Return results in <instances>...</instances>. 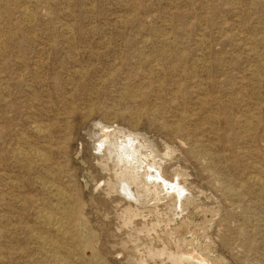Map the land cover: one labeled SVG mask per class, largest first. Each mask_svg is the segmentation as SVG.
Masks as SVG:
<instances>
[{"label": "rangeland", "instance_id": "374dc122", "mask_svg": "<svg viewBox=\"0 0 264 264\" xmlns=\"http://www.w3.org/2000/svg\"><path fill=\"white\" fill-rule=\"evenodd\" d=\"M56 260L264 264V0H0V264Z\"/></svg>", "mask_w": 264, "mask_h": 264}, {"label": "bare ground", "instance_id": "6f19581e", "mask_svg": "<svg viewBox=\"0 0 264 264\" xmlns=\"http://www.w3.org/2000/svg\"><path fill=\"white\" fill-rule=\"evenodd\" d=\"M36 1V0H35ZM172 3V2H171ZM22 10V9H21ZM32 15V14H31ZM30 16V15H29ZM25 20V19H24ZM27 22V21H26ZM220 27V26H219ZM201 31V30H200ZM197 32V31H196ZM242 33V32H241ZM149 38V37H148ZM142 39V38H141ZM245 43V42H244ZM190 47V46H189ZM211 47V46H210ZM160 48V47H159ZM242 48V47H241ZM190 49V48H189ZM256 49V48H255ZM202 51V50H201ZM180 53V52H179ZM258 56V55H257ZM153 61V60H152ZM153 62H155V61H153ZM189 63V62H188ZM150 64V63H149ZM148 66V65H147ZM249 67V66H248ZM151 69H152V66L150 67ZM252 68V67H251ZM155 70V69H154ZM154 70L152 69L151 71H153L154 72ZM159 71V70H158ZM258 72V71H257ZM78 72L76 71V74H77ZM82 73V71L80 70V74ZM79 74V73H78ZM82 75H80V77H81ZM82 78V77H81ZM179 78V77H178ZM175 84V83H174ZM199 85V84H198ZM243 88V87H242ZM186 91V90H185ZM228 91V90H227ZM179 93V92H178ZM215 103V102H214ZM211 109V108H210ZM195 112V111H194ZM100 123H97V125H99ZM101 125V124H100ZM33 126V125H32ZM47 127V126H46ZM95 127V126H94ZM102 127V130L101 131H103V133H104V137H103V139L101 138V140H99L98 141V143H97V145H96V150H97V153H103L104 151H106V153L105 154H107V160H110V161H112V162H114L115 164H117V165H121V166H125L124 168H125V171L127 170L126 168H129V170L128 171H126V173L127 174H130V173H134V171H138V169L140 168L139 167V165L138 166H136L139 162H141V161H139L140 159H141V155H142V150H143V148H145L143 145H140L138 142L139 141H137L139 138L137 137V135H135L136 137H134L132 134H131V132H130V134L131 135H127L126 136V138L124 137V138H121L119 141L117 140V138H119V137H117L118 135H117V133H118V131H116L117 129H115V130H111L110 128H105V126H101ZM254 128V127H253ZM123 130V129H122ZM121 131V130H120ZM120 131H119V133H120ZM122 132H124V131H122ZM102 133V132H101ZM123 134V133H122ZM121 134V135H122ZM97 136L98 135H100V133L99 134H96ZM140 136V135H139ZM142 136V135H141ZM96 137V136H95ZM97 138V137H96ZM138 138V139H137ZM203 139V138H202ZM143 140V139H142ZM144 141V140H143ZM146 141V140H145ZM96 142H97V140H96ZM147 142V141H146ZM205 142V141H204ZM150 143V142H149ZM209 143V142H208ZM144 145H146V143L144 144ZM147 145H148V143H147ZM19 146V145H18ZM17 147V146H16ZM39 147V146H38ZM152 147V146H151ZM150 147V148H151ZM32 149V148H31ZM36 149V148H35ZM146 149V148H145ZM152 149V148H151ZM150 149V150H151ZM148 150V149H147ZM152 151V150H151ZM221 151V150H220ZM157 152V151H156ZM156 152H155V155H156ZM32 153V152H31ZM153 153V152H152ZM34 154V153H33ZM38 154V153H37ZM147 154H148V151H147ZM154 154V153H153ZM39 155V154H38ZM146 155V154H145ZM250 155V154H249ZM162 156V155H161ZM102 157H104V154H103V156H100V158H102ZM106 157V156H105ZM105 157L103 158L104 160H105ZM143 157V156H142ZM153 157H154V155H153ZM145 158V157H144ZM147 158V157H146ZM154 158H156V160H158V158L157 157H154ZM161 158V157H160ZM159 158V159H160ZM45 159V158H44ZM28 160V159H27ZM46 160V159H45ZM106 160V161H107ZM147 160V159H146ZM151 160H152V158H151ZM163 160V159H162ZM162 160H160V161H162ZM109 161V162H110ZM153 161V160H152ZM108 162V161H107ZM156 162V161H155ZM159 162V161H158ZM142 163V162H141ZM144 163V162H143ZM32 164V163H31ZM61 164V163H60ZM140 164V163H139ZM151 164V163H150ZM152 165H154V164H152ZM152 165L150 166V168H148L149 166L148 165H146L147 167H145L149 172L148 173H146V174H148L147 176L148 177H150V181H153L154 183H161L162 185L163 184H165L164 185V187H169L170 189H172L173 188V191H175V195L176 196H178V198L179 199H181V197H183L182 196V192H183V189H185V191H187L186 190V188H183L182 187V185L180 186L177 182L178 181H175L174 183H169V182H167V180L162 176V174L159 172V171H157V169H154L155 168V166L154 167H152ZM157 165V164H156ZM159 165V164H158ZM105 166V165H104ZM108 166V165H107ZM136 166V167H135ZM140 166H141V164H140ZM114 167V166H113ZM117 167V166H116ZM116 167H114L115 169L114 170H116ZM143 167V166H142ZM157 167V166H156ZM160 168H162V166L160 165ZM119 169H121V168H119ZM123 169V168H122ZM143 170V169H142ZM141 170V171H142ZM160 170V169H159ZM121 171V170H120ZM125 171L124 170H122L121 171V173L122 172H124V175H127L126 173H125ZM116 173V172H115ZM137 173V172H136ZM139 173V172H138ZM141 173V172H140ZM139 173V174H140ZM118 174H119V172H118ZM118 174H117V176H118ZM178 174V173H177ZM180 174V173H179ZM253 174V173H252ZM36 175V174H35ZM116 175V174H115ZM130 175H132V174H130ZM137 175V174H136ZM136 175H132L133 177H137ZM143 175H145V172H144V174ZM116 176V177H117ZM129 176V175H128ZM127 176V177H128ZM146 176V175H145ZM146 176V177H147ZM125 177V176H124ZM126 177V178H127ZM131 177V176H130ZM147 177V178H148ZM139 178V177H138ZM138 178H137V181H138ZM146 178V179H147ZM121 179H122V175H121ZM134 179H136V178H134ZM141 179H142V176H141ZM141 179H139L140 180V182H143V181H141ZM149 179V178H148ZM148 179H147V182H149L150 183V181H148ZM118 180V179H117ZM124 180V179H123ZM126 180V179H125ZM127 180H128V178H127ZM143 180V179H142ZM144 180H145V178H144ZM132 181H133V178H132ZM136 181V180H135ZM134 181V182H135ZM223 181V180H222ZM145 182V181H144ZM144 182H143V184H144ZM152 182V183H153ZM119 183H121V182H119ZM118 184V183H117ZM122 185H120L121 186V188H122V190L124 191V193L126 194V195H131V186H129V184L127 183V181H124V182H122L121 183ZM135 184V183H134ZM142 184V183H141ZM119 185V184H118ZM138 185H139V183H138ZM149 185V184H148ZM153 184H150V186H152ZM155 185V184H154ZM153 185V186H154ZM49 186V185H48ZM114 186V185H113ZM115 186H116V184H115ZM137 186V185H136ZM52 187V186H51ZM144 187H146V184L144 185ZM155 187V186H154ZM58 188H59V186H58ZM139 188H141L140 186H139ZM143 188V187H142ZM148 188V187H147ZM150 189V188H149ZM166 189V188H165ZM165 189H163V190H165ZM169 189V190H170ZM58 190V189H57ZM114 190V189H113ZM112 190V191H113ZM119 190V189H118ZM121 190V193L120 194H122V195H124L125 196V194H123L122 191ZM144 190H145V188H144ZM156 190V192H157V189H155ZM161 190V189H160ZM120 191V190H119ZM166 191V190H165ZM137 192V191H136ZM143 192V191H142ZM155 192V193H156ZM169 192V191H168ZM167 192V193H168ZM139 193V192H138ZM138 193H136V194H138ZM149 193V192H148ZM154 193V192H153ZM161 193H165V192H161ZM160 193V195L162 196V194ZM171 193H173V192H171ZM185 193V192H184ZM187 193V192H186ZM58 194V193H57ZM140 194V193H139ZM169 194V193H168ZM61 195V194H60ZM164 196H165V194H163ZM168 196V195H167ZM62 197V196H61ZM129 197V196H128ZM134 197V196H133ZM148 197H149V195H148ZM147 197V198H148ZM150 197H152V196H150ZM156 197V196H155ZM155 197H154V199H155ZM169 197V196H168ZM185 197V196H184ZM126 198V197H125ZM142 198V197H141ZM143 198H145V197H143ZM147 198H145V200L144 201H147L148 199ZM159 198V197H158ZM177 198V199H178ZM132 199V198H131ZM147 199V200H146ZM162 199V198H161ZM160 199V200H161ZM169 199V198H168ZM167 198H166V200H168ZM133 200V199H132ZM157 200V199H156ZM159 200V201H160ZM163 200H165V199H163ZM137 201V200H136ZM139 201V200H138ZM179 200H177V202H178ZM180 201H182V200H180ZM179 201V202H180ZM134 202H135V200H134ZM171 202V201H170ZM173 202H175V201H173ZM60 203V202H59ZM182 203V202H181ZM180 203V204H181ZM144 204V203H143ZM170 204V203H169ZM175 204V203H174ZM179 204V203H178ZM175 206H177V205H175ZM178 206H180V205H178ZM184 206V205H183ZM172 207H173V204H172ZM51 208V207H50ZM57 208H58V206H57ZM174 208V207H173ZM179 208H181V207H179ZM253 209V208H252ZM78 212V211H77ZM41 214V213H40ZM60 214V213H59ZM45 216V215H44ZM55 217V216H54ZM44 218V221L46 222V225L48 224L50 227H53L54 229H56L55 231H58V232H60V231H62V227L60 226V221H58L56 218H53L52 216H49V215H47V216H45V217H43ZM60 220V219H59ZM43 221V222H44ZM7 227V226H6ZM63 232V231H62ZM49 244H50V242H49ZM47 245H48V243H47ZM190 246V245H189ZM188 246V247H189ZM160 253V252H159ZM49 255V254H48ZM162 255V254H161ZM194 255V254H193ZM46 256V255H45ZM83 256V255H82ZM199 255H197V257H198ZM195 257V256H194ZM15 258V257H14ZM64 259V258H63ZM81 259V258H80ZM198 260H199V258H197ZM176 260V259H175ZM203 260V259H202ZM204 261V260H203ZM55 264H62V262L60 261V260H56L55 262H54ZM203 263V262H202ZM201 263V264H202ZM51 264V263H50Z\"/></svg>", "mask_w": 264, "mask_h": 264}]
</instances>
